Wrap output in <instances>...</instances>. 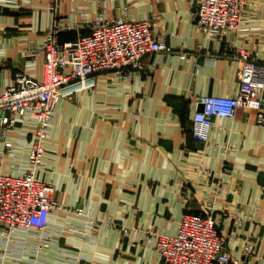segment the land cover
<instances>
[{
	"label": "crops",
	"instance_id": "crops-1",
	"mask_svg": "<svg viewBox=\"0 0 264 264\" xmlns=\"http://www.w3.org/2000/svg\"><path fill=\"white\" fill-rule=\"evenodd\" d=\"M263 6L251 0L248 10ZM60 7L75 25L61 41L89 32L104 11L154 18L172 50L147 57L144 71L130 78L102 72L95 88L57 103L39 175L67 209L51 213L47 246L15 235L32 244L4 253L11 246L0 241V264H163L146 231L175 234L187 211H213L232 255L264 264V124L242 107L214 118L208 142L191 131L200 95L237 94L236 49L264 56V13L251 17L246 35L232 30L220 39L199 28L195 0H61ZM53 21L51 0H0V89L19 73L43 77ZM32 123L29 115L17 120L11 147L0 138V170L27 161ZM250 238L247 256L242 246Z\"/></svg>",
	"mask_w": 264,
	"mask_h": 264
},
{
	"label": "built area",
	"instance_id": "built-area-1",
	"mask_svg": "<svg viewBox=\"0 0 264 264\" xmlns=\"http://www.w3.org/2000/svg\"><path fill=\"white\" fill-rule=\"evenodd\" d=\"M60 1L51 0L54 21L46 31L43 77L35 80L19 73L13 84L0 89V138L5 146H12L8 136L20 117L29 115L35 129L27 161L12 171L0 170V241L11 246L32 244L16 240L15 235L33 237L41 247L47 246L51 213L67 209L55 199V187L39 175L57 103L95 88L102 72H112L117 79L130 78L134 72L144 71L147 57L172 50L168 32L162 31L154 18L130 19L126 14L109 16L104 11L89 22V32L61 41L59 34L75 25L61 10ZM250 2L195 0V21L210 37L222 39L232 30L246 35L253 28L249 25L251 17L264 13V6L261 11H249ZM234 57L240 62L237 94L199 96L202 107L193 115L191 131L202 142H208L216 116L234 117L242 107L255 110L257 121L264 124V56L255 49L240 47ZM146 236L149 241L156 240L163 264H241V259L226 248L213 211H187L175 234L153 228ZM205 243L206 247L198 246ZM254 246L251 238L245 240L243 253L251 255Z\"/></svg>",
	"mask_w": 264,
	"mask_h": 264
},
{
	"label": "rangeland",
	"instance_id": "rangeland-1",
	"mask_svg": "<svg viewBox=\"0 0 264 264\" xmlns=\"http://www.w3.org/2000/svg\"><path fill=\"white\" fill-rule=\"evenodd\" d=\"M17 123V122H16ZM6 244V243H5ZM9 246V244H7V247ZM11 246V245H10ZM16 246H19L18 244ZM4 253H6L7 251L13 252L14 251V246H11L10 248L7 249H3L2 250Z\"/></svg>",
	"mask_w": 264,
	"mask_h": 264
},
{
	"label": "bare ground",
	"instance_id": "bare-ground-1",
	"mask_svg": "<svg viewBox=\"0 0 264 264\" xmlns=\"http://www.w3.org/2000/svg\"><path fill=\"white\" fill-rule=\"evenodd\" d=\"M207 244H208V243H205L204 245H203V244H199L198 246H199V247H206ZM184 247L186 248V246H184ZM173 250L175 251V250H177V249H176V248H173Z\"/></svg>",
	"mask_w": 264,
	"mask_h": 264
},
{
	"label": "water",
	"instance_id": "water-1",
	"mask_svg": "<svg viewBox=\"0 0 264 264\" xmlns=\"http://www.w3.org/2000/svg\"><path fill=\"white\" fill-rule=\"evenodd\" d=\"M201 107H202V105H201ZM201 107H200V108H201Z\"/></svg>",
	"mask_w": 264,
	"mask_h": 264
}]
</instances>
